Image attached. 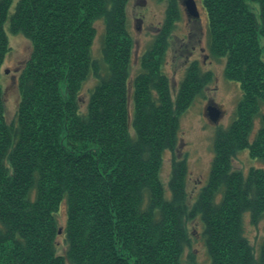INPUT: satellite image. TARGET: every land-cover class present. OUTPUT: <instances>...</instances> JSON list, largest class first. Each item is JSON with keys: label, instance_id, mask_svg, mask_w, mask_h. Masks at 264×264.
<instances>
[{"label": "trees", "instance_id": "trees-1", "mask_svg": "<svg viewBox=\"0 0 264 264\" xmlns=\"http://www.w3.org/2000/svg\"><path fill=\"white\" fill-rule=\"evenodd\" d=\"M202 2L209 51L225 59L224 73L243 96L230 127L217 128L208 183L190 207L188 161L175 157L181 116L206 96L212 76L195 61L177 98L171 95L164 62L181 16L178 0H168L166 22L142 57L133 121L130 0H19L13 13L14 0H0V71L10 51L6 24L33 49L9 122L0 82V264H200L191 251L185 256L193 244L187 223L198 218L211 264H264V238L256 251L243 223L247 214L255 226L264 220V168L247 175L233 169L247 150L264 163V0ZM167 151L168 190L161 175ZM63 204L65 256L56 242Z\"/></svg>", "mask_w": 264, "mask_h": 264}, {"label": "rangeland", "instance_id": "rangeland-1", "mask_svg": "<svg viewBox=\"0 0 264 264\" xmlns=\"http://www.w3.org/2000/svg\"><path fill=\"white\" fill-rule=\"evenodd\" d=\"M19 0H14L11 13L15 11V5ZM187 0H178L180 18L172 31L169 39V48L166 52L164 72L168 76L171 95L174 99L180 90L181 82L186 78L191 64L197 61L202 70L212 76V83L205 88L204 97H199L192 107L181 116V131L179 133V144L175 152L177 159L187 158L188 177L187 193L189 206L195 204L201 190L208 183L211 173V166L214 161V141L217 128H228L235 119L238 103L243 96L241 85L236 81H231L224 73L225 59H216L211 55L208 47V25L209 19L202 0H195L199 9V18L189 15L185 3ZM168 0H130L127 8L128 23L130 33L134 40V50L132 57V73L128 84L130 120L133 118V93L136 75L142 69L141 60L146 51L156 40L157 35L162 30L167 16ZM10 51L6 55L5 62L1 68L0 82L2 83L4 101L6 104L7 121H12L17 116L20 102L18 78L32 54V42L21 34L10 33L6 24ZM97 37L93 44V57L102 58V37L105 32V24L96 22ZM96 84L92 78L83 88L80 96L82 100V111H86L89 103L90 91ZM215 107L220 112L218 121H212L208 116V108ZM256 123V130L259 127ZM130 131L133 128L130 127ZM173 153L167 151L164 156L162 167V179L169 189V180L172 175ZM264 168V163L250 157L249 150L240 152L233 161V169L243 171L247 175L250 168ZM57 215L59 221L60 234L57 237V253L65 256L68 244L64 229L67 226V209L63 204ZM244 234L255 247L260 251L264 238V220L258 226L250 221V215L244 217ZM189 231L193 237L192 249H187L185 256L191 251L200 264H211L207 246L202 236L204 225L201 219L187 223ZM257 252V253H258ZM258 255V254H257ZM71 264L70 262H66Z\"/></svg>", "mask_w": 264, "mask_h": 264}, {"label": "water", "instance_id": "water-1", "mask_svg": "<svg viewBox=\"0 0 264 264\" xmlns=\"http://www.w3.org/2000/svg\"><path fill=\"white\" fill-rule=\"evenodd\" d=\"M186 9H188L189 15L199 18L200 12L197 9V4L195 0H187L185 3ZM220 112L215 107L208 108V116H210L211 120L218 121L220 118Z\"/></svg>", "mask_w": 264, "mask_h": 264}]
</instances>
